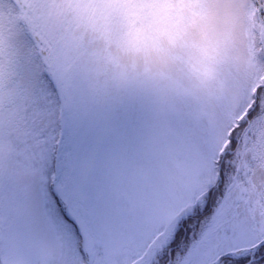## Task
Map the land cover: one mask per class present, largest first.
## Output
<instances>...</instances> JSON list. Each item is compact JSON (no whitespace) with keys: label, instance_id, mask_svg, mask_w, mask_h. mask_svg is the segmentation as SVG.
Returning <instances> with one entry per match:
<instances>
[{"label":"snow or ice","instance_id":"snow-or-ice-1","mask_svg":"<svg viewBox=\"0 0 264 264\" xmlns=\"http://www.w3.org/2000/svg\"><path fill=\"white\" fill-rule=\"evenodd\" d=\"M42 59L21 65L7 126L0 110L11 146L0 153V264H172L177 254L264 264V189L248 171L229 173L228 148L205 155L194 128L168 133L139 102L91 93Z\"/></svg>","mask_w":264,"mask_h":264},{"label":"rangeland","instance_id":"rangeland-1","mask_svg":"<svg viewBox=\"0 0 264 264\" xmlns=\"http://www.w3.org/2000/svg\"><path fill=\"white\" fill-rule=\"evenodd\" d=\"M41 51L45 70L51 63L91 93L139 102L164 131L194 128L205 155L230 153L235 131L230 174L238 169L242 181L248 171L264 189V101L247 116L264 85V0H0L6 126L23 92L19 69ZM10 150L0 143V153ZM205 173L214 183L210 166ZM172 264H184L183 255Z\"/></svg>","mask_w":264,"mask_h":264},{"label":"trees","instance_id":"trees-1","mask_svg":"<svg viewBox=\"0 0 264 264\" xmlns=\"http://www.w3.org/2000/svg\"><path fill=\"white\" fill-rule=\"evenodd\" d=\"M41 65L45 70L46 69L45 64L42 62ZM263 101H264V86L260 87L257 90V100L255 102L256 111L252 113V116L250 118L248 117L249 120L250 119L252 120L253 117H255L259 114ZM241 125H242V127H240V128L242 129L245 126V122H243V124H241ZM241 129H239V130H241ZM235 141H236L235 144H233L231 146L230 153H229L228 157L225 158V162H224L225 167L228 169L229 173L232 171V168L235 167L234 161H235L236 153L234 154V152H236V150L238 152V140L235 139ZM229 165H231V167H229Z\"/></svg>","mask_w":264,"mask_h":264}]
</instances>
